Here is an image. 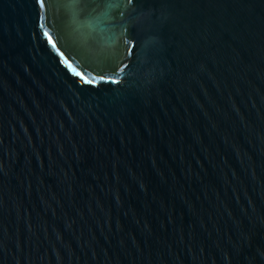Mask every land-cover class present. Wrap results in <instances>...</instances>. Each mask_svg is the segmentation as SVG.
Returning <instances> with one entry per match:
<instances>
[{"label":"water","instance_id":"95a60500","mask_svg":"<svg viewBox=\"0 0 264 264\" xmlns=\"http://www.w3.org/2000/svg\"><path fill=\"white\" fill-rule=\"evenodd\" d=\"M113 2L0 0V264H264V0Z\"/></svg>","mask_w":264,"mask_h":264},{"label":"snow or ice","instance_id":"6c2138e0","mask_svg":"<svg viewBox=\"0 0 264 264\" xmlns=\"http://www.w3.org/2000/svg\"><path fill=\"white\" fill-rule=\"evenodd\" d=\"M77 2L79 3L81 2V0H77ZM82 2L84 3L85 7H91L92 12H95L97 9L102 8L103 11H101L100 13L101 16H106L111 9L119 7V4L114 3L113 0H82ZM126 2L128 5H131L133 3V0H126ZM34 3L38 6V9H39L37 23L39 27L41 28L43 35L47 39V42L49 43V45H51L52 48L56 50V45L53 43V40L50 37L48 30L45 28L43 24L40 23V21L45 19L44 10L46 6V0H34ZM51 6H52L51 4H48L49 8ZM57 55L60 56L62 63L67 64V61L65 60L64 56L61 55L59 51H57ZM75 75L78 76L79 79L83 83L92 84L93 86H95V84L98 81L103 82V83H112V84H116L119 82L118 80L112 79L111 77H106L104 75H100L98 80L96 77H93L91 80H87L79 72H76Z\"/></svg>","mask_w":264,"mask_h":264}]
</instances>
